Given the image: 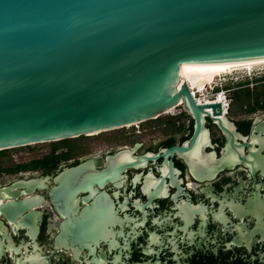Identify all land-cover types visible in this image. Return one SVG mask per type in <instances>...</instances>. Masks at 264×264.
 Returning a JSON list of instances; mask_svg holds the SVG:
<instances>
[{
  "label": "flooded vegetation",
  "instance_id": "af4514ba",
  "mask_svg": "<svg viewBox=\"0 0 264 264\" xmlns=\"http://www.w3.org/2000/svg\"><path fill=\"white\" fill-rule=\"evenodd\" d=\"M213 83L198 132L179 105L0 151V264H264V90Z\"/></svg>",
  "mask_w": 264,
  "mask_h": 264
},
{
  "label": "water",
  "instance_id": "95a60500",
  "mask_svg": "<svg viewBox=\"0 0 264 264\" xmlns=\"http://www.w3.org/2000/svg\"><path fill=\"white\" fill-rule=\"evenodd\" d=\"M257 58L264 0H0V151L179 105L198 132L208 104L195 99L182 64Z\"/></svg>",
  "mask_w": 264,
  "mask_h": 264
},
{
  "label": "bare ground",
  "instance_id": "6f19581e",
  "mask_svg": "<svg viewBox=\"0 0 264 264\" xmlns=\"http://www.w3.org/2000/svg\"><path fill=\"white\" fill-rule=\"evenodd\" d=\"M258 65H264V58L241 62L185 63L181 72L196 96L194 91H204L216 78L243 68L252 70ZM219 98L222 99V94Z\"/></svg>",
  "mask_w": 264,
  "mask_h": 264
},
{
  "label": "rangeland",
  "instance_id": "374dc122",
  "mask_svg": "<svg viewBox=\"0 0 264 264\" xmlns=\"http://www.w3.org/2000/svg\"><path fill=\"white\" fill-rule=\"evenodd\" d=\"M248 81V86L243 85L237 90H264V65H258L254 67L252 70L250 69H239L236 71H232L229 74H224L215 79L213 85H221L227 84L228 86H234L239 82Z\"/></svg>",
  "mask_w": 264,
  "mask_h": 264
},
{
  "label": "trees",
  "instance_id": "16d2710c",
  "mask_svg": "<svg viewBox=\"0 0 264 264\" xmlns=\"http://www.w3.org/2000/svg\"><path fill=\"white\" fill-rule=\"evenodd\" d=\"M249 82L248 81H246V82H239V83H237L236 85H234V86H241V85H246V84H248ZM233 86V87H234Z\"/></svg>",
  "mask_w": 264,
  "mask_h": 264
},
{
  "label": "built area",
  "instance_id": "2783aa9c",
  "mask_svg": "<svg viewBox=\"0 0 264 264\" xmlns=\"http://www.w3.org/2000/svg\"><path fill=\"white\" fill-rule=\"evenodd\" d=\"M192 91V90H191ZM193 93V92H192ZM194 95V94H193ZM194 97H195V95H194Z\"/></svg>",
  "mask_w": 264,
  "mask_h": 264
}]
</instances>
